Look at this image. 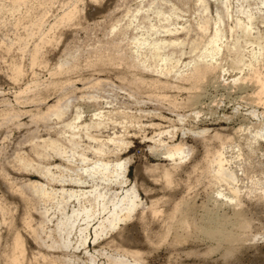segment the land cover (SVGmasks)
I'll return each mask as SVG.
<instances>
[{
	"label": "rangeland",
	"instance_id": "obj_1",
	"mask_svg": "<svg viewBox=\"0 0 264 264\" xmlns=\"http://www.w3.org/2000/svg\"><path fill=\"white\" fill-rule=\"evenodd\" d=\"M261 2L227 0L225 14L221 0H0V204L24 237L27 259L37 257L33 264H41L38 257L47 251L56 257L52 264L66 252L78 264H114L110 255L131 261L121 248L107 244L113 238L139 250L143 264H264V93L256 95L253 73L237 63L239 56L250 59L251 45H264ZM72 8L80 16L51 27ZM244 10L254 15L251 31L236 27L229 32ZM219 16L225 31L218 66L210 73L196 55ZM140 36L167 43L155 53L135 52L130 41ZM41 37L57 38V44L44 42L34 59ZM161 55L168 57L165 67L159 66ZM191 59L200 65L196 73L175 75ZM252 63L264 72V55ZM16 65L21 72L14 77ZM220 67L226 69L224 79L215 82ZM237 76L242 80L232 84ZM55 102L62 107L59 115L49 111ZM259 130L263 138L252 139ZM109 137L115 144L97 150L96 142ZM220 141L239 148V167L225 161V167H235L239 191L211 179L210 159L221 151ZM174 146L183 153L171 159L166 151ZM80 154L127 161L125 181L110 189L137 192L135 207L116 228L86 244L89 253L96 250L94 262L84 249L74 248V232L66 251L45 250L34 242L13 193L28 197L35 227L42 205L49 203L38 204L31 182L56 190L88 188L70 181L80 173ZM231 156L224 151L221 158ZM146 164L157 166L158 174H149ZM162 168L171 172L167 183ZM180 200L182 208L158 243L162 216ZM244 219L252 223L245 230ZM7 222L0 210V244L10 234ZM200 225L225 236L210 238L199 232Z\"/></svg>",
	"mask_w": 264,
	"mask_h": 264
},
{
	"label": "bare ground",
	"instance_id": "obj_2",
	"mask_svg": "<svg viewBox=\"0 0 264 264\" xmlns=\"http://www.w3.org/2000/svg\"><path fill=\"white\" fill-rule=\"evenodd\" d=\"M16 2H21L22 0H14ZM262 5L264 8V0H262ZM221 4L224 8L225 14H229L227 0H221ZM243 18L235 17L233 25L228 27L229 32L236 27H241L244 30V33H248L252 28V20L254 15L249 13L247 10L243 12ZM80 16L79 11L72 8L68 9L66 12L62 13L60 17L51 25L60 20L63 24H69L70 20L75 17ZM80 18V17H79ZM221 23L220 16L217 19V22L214 23V28L206 40L203 48L198 51L196 58L199 62L203 63V67L206 68L210 73L216 71L218 66V57L217 55L221 52L222 48V38L223 32L225 30L219 28V24ZM201 28H205L199 25ZM170 31L169 28L165 27V32ZM51 41L52 44H57L56 39H48L47 37H41L38 43H36L33 47V58L36 59L39 54L41 47L44 42ZM1 42V41H0ZM19 42V37L16 38V43ZM250 42V40L248 41ZM131 45L134 47L135 52H139L141 48L145 49L148 53H155L158 50L163 49L164 45L167 43L165 39L154 40L151 41L147 36L140 37H132L130 41ZM173 43V41H172ZM9 48H13V45H7ZM146 46V47H145ZM235 49V45L233 47ZM264 45H260V42H257L255 46H250L249 49V60L245 62L241 56L238 57L237 63L242 67H246L253 73L255 77V82L258 87V91L256 95L260 93H264V72L259 70L258 64H253L252 61L257 62L259 58H261L264 54ZM159 60L165 67L168 57L161 55ZM198 61L189 60L183 64L184 69L176 70L175 75L182 77L187 73H196L199 69L200 65ZM256 65V66H255ZM162 66V67H163ZM159 68L158 70H160ZM220 70V77L215 82H222L224 77V73L226 69L218 68ZM163 71L168 72V69H162ZM20 66L16 65L15 75L17 77L20 74ZM241 76H237L231 80L232 84L239 83L238 80H242ZM245 81L247 80L244 79ZM243 82V81H242ZM246 83V82H244ZM246 92V91H243ZM49 111L52 115H59L62 111V107L57 102L54 103L53 106L49 108ZM95 115V114H94ZM75 118L78 119L79 116L76 114ZM74 125H70L72 129ZM262 133L259 130L256 132L252 139H256L257 137L263 138ZM215 138L218 139V136L215 135ZM221 142V151L216 154L215 157H212L211 166L213 168L211 179L214 181L222 180L234 191H239L241 187V183H239V179L237 173L235 171V167H225V161L228 163H233L236 167L240 166L242 158L240 156L239 148L237 146L230 147ZM98 145L97 150L102 151L103 146H107L115 144V139L109 137L106 140H98L96 142ZM101 148V149H100ZM224 151L231 152L232 156L229 159H222L221 155H223ZM183 151L178 146H174L166 151L167 157L174 159L182 155ZM79 159L82 162L80 167V173L72 178L74 184L78 187H88V188H76V189H68L64 190L63 187L60 190L56 189H47L44 184L41 183H32V189L34 192L38 194L37 202L40 203L48 202L49 206L42 205L41 214L36 222V226L33 227L31 223V215L28 213L27 209L29 206V199L25 195L24 192L19 190H14L13 193L16 194L21 202L22 209L25 211L24 215L21 216L22 221L24 222L25 227H27L29 235L32 240L36 242L39 246L43 247L45 250L51 249H63L68 250L71 246L72 242L70 239V234L72 232L76 233L74 240V248H82L84 249V254L87 255L88 260L90 262H94L93 253L96 250L89 253L86 249V244L89 242L93 245L97 240L105 234L108 230L116 228L118 222L121 220L122 216L125 212L131 211L136 205V197L137 192L133 187L123 189L121 192L111 190L110 185L123 183L125 181L124 172L127 161L117 160L116 162H110L108 160H104L103 158L89 159L83 154L79 155ZM145 168V167H144ZM147 172L150 171L149 174H158L156 171L157 166H152L146 164ZM48 169V168H47ZM78 170V169H77ZM152 172V173H151ZM171 172L167 168H162L161 177L167 183V180L170 176ZM60 180V177H58ZM218 194H221V191H218ZM156 204V202H155ZM154 204H151V207ZM172 206V205H171ZM183 206V201L176 202L172 208L166 211L165 215L162 216L160 222V230L155 233V238L158 243L162 242L163 239L168 235V230L174 221L175 212L178 211ZM0 210L3 215V219H7V229L10 232L9 237L5 240L4 243L0 244V264H33V259L37 258H28L25 256V246H24V237L20 232L13 226V216L9 212L8 208H4L0 204ZM160 211V210H159ZM161 212V211H160ZM57 213V215L55 214ZM185 217L189 215L188 209H185ZM7 215V216H5ZM56 215L55 221L51 227H47V223H50L52 218ZM241 219V217H240ZM142 221L143 218H141ZM242 228L248 229V227L252 226L250 220L244 219L242 221ZM47 227V228H46ZM199 228V232L207 234L210 238L221 235L217 231H211L203 226H197ZM53 235L56 238H53ZM225 236V235H221ZM253 235V237H255ZM148 239V238H147ZM155 241V243H156ZM107 244L121 248L123 251L128 253L132 260L124 259L123 257H113L110 255L108 258L115 261L114 264H143V260L140 257V251L135 250V248L126 249L110 239ZM142 256V255H141ZM40 259L41 264L45 262V264H52L51 260H54L56 257L51 253L44 251L38 257ZM59 264H78L72 261V258L65 253V256L59 260Z\"/></svg>",
	"mask_w": 264,
	"mask_h": 264
}]
</instances>
